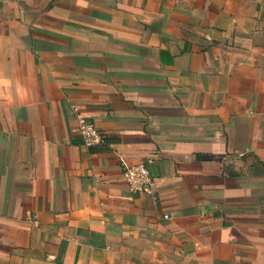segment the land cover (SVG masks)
Instances as JSON below:
<instances>
[{
	"label": "crops",
	"instance_id": "crops-1",
	"mask_svg": "<svg viewBox=\"0 0 264 264\" xmlns=\"http://www.w3.org/2000/svg\"><path fill=\"white\" fill-rule=\"evenodd\" d=\"M0 264H264V0H0Z\"/></svg>",
	"mask_w": 264,
	"mask_h": 264
},
{
	"label": "built area",
	"instance_id": "built-area-1",
	"mask_svg": "<svg viewBox=\"0 0 264 264\" xmlns=\"http://www.w3.org/2000/svg\"><path fill=\"white\" fill-rule=\"evenodd\" d=\"M77 131L81 141L86 145L102 144L105 142V136L99 131L96 125L84 116L77 118ZM152 158H148L143 162L136 164H124L122 166V174L128 186L133 193H141L147 191L152 184L151 165ZM164 218L170 217L164 214Z\"/></svg>",
	"mask_w": 264,
	"mask_h": 264
}]
</instances>
